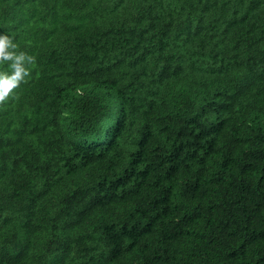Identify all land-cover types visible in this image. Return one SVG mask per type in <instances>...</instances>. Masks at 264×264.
Segmentation results:
<instances>
[{
  "label": "trees",
  "instance_id": "obj_1",
  "mask_svg": "<svg viewBox=\"0 0 264 264\" xmlns=\"http://www.w3.org/2000/svg\"><path fill=\"white\" fill-rule=\"evenodd\" d=\"M0 264H264V0H0Z\"/></svg>",
  "mask_w": 264,
  "mask_h": 264
},
{
  "label": "bare ground",
  "instance_id": "obj_2",
  "mask_svg": "<svg viewBox=\"0 0 264 264\" xmlns=\"http://www.w3.org/2000/svg\"><path fill=\"white\" fill-rule=\"evenodd\" d=\"M116 99V98H115ZM115 101V100H114Z\"/></svg>",
  "mask_w": 264,
  "mask_h": 264
}]
</instances>
